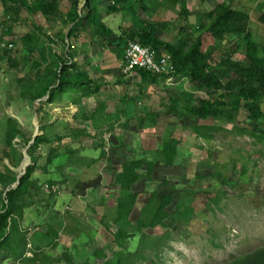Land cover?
<instances>
[{"label": "trees", "instance_id": "16d2710c", "mask_svg": "<svg viewBox=\"0 0 264 264\" xmlns=\"http://www.w3.org/2000/svg\"><path fill=\"white\" fill-rule=\"evenodd\" d=\"M232 1H224L212 12L194 15L189 8V0H0L6 17L4 21L0 18V30L7 26L0 36V45L2 47L4 44L5 37L9 40L15 38L14 24L22 25V23H18L19 18L22 10L26 11L31 20L32 32L22 37L20 41L26 48L32 45V48L26 50L27 56L32 57V76L38 81L29 85L23 97L24 100L31 103V108L34 109V103L48 97L46 104L51 106L58 97L73 89L79 91V89L89 88L93 94H98L101 91L103 84L92 82L90 76L79 71L75 64L78 47L74 44L81 35L85 34L90 43L96 46L98 52H104L105 48H115L114 51L117 57L122 59L121 61L124 60L125 49L129 42H138L154 51L158 61L163 57L172 56L171 59L176 69L174 77L177 82L185 79L191 82L192 89L173 88L177 89V92L168 93L167 80L171 75L156 74L143 69L134 70L135 78L123 76L119 82L120 85H124L125 82L132 85L138 78L139 80L135 84L142 100L148 92L157 96L161 95V99L167 102V105L164 104L165 108L169 109L167 119H178L185 125L189 120H197V124L186 127H189L192 134L205 143L212 144L218 134L226 131L225 128H233L236 135L250 136L260 145L264 144V45L257 40V36L252 31V16L245 11L235 10L232 7ZM167 2L178 9L175 11L176 19L179 20L177 25L164 21V19L162 21L157 19L161 6L168 7ZM140 10L149 16V20L141 15ZM256 11L260 23L264 25V2L259 4ZM118 16H121L122 20L117 21ZM38 19L43 20L44 23ZM59 24L63 25L65 29L60 34H54L49 40L53 43L61 42L68 47L66 56L55 54L52 44L50 47L44 44V38H47L44 25L49 32H54ZM187 29L191 30L190 35L181 38L182 33ZM6 44L13 45L14 49H18L12 43ZM4 49V56L0 55V60L3 61L5 57L11 64L12 70L18 69L19 65L15 63L17 51ZM11 53H14V56ZM162 90L166 91V96H163ZM89 96L88 92L83 95L87 98ZM76 104L73 102L74 106ZM144 109L151 124L149 128L144 129L145 136L143 137L145 138L140 140L143 148L137 150L126 146L127 155L133 156V158L125 159L121 173L112 174L113 186L117 187L122 194L118 200L116 217L114 221L112 220L118 228L116 231L112 229L104 218L103 223L106 222L104 225L108 226L106 229L112 234L110 237L115 240V244L120 250L114 253L112 259L108 257L109 254L105 249L97 250L94 258L107 260L106 264H158L156 261H152L147 254L148 252L155 254L159 250L160 242L150 244L149 237L142 234L143 229L145 227L151 230L165 229L168 222L177 226L181 220L193 223L191 218L194 216V209L188 207L183 212L182 201L176 205V198L181 196L180 191L174 185H167L168 190L153 194L148 206L142 211V217L149 216L153 207L155 208V202L159 201L160 205L159 208H155V213H157L152 224L148 226L141 220L138 229L132 228L131 216L141 195L137 188L155 182L154 173L158 169L168 168L169 172L175 171L173 169L179 167L178 160L182 146V141L172 134L159 138L156 134V125L161 122V118H159L157 109H149L146 106ZM83 112L80 113L85 118L83 125H89V127L90 124L93 126L99 124L98 126H100L105 123V120L106 123L116 122L119 118V115L114 112L107 113L103 106L100 107L97 115L96 112L90 115ZM244 112L247 114L246 124L240 121ZM37 114L39 117L44 114V104H41ZM137 117L134 115L133 119ZM40 120L43 136L34 141L29 156L35 166L38 162L36 154L41 147L44 145L52 147L47 166L43 168V172H45L43 176H47V173L55 168L58 176L64 178L66 169H74L71 164L66 169L63 166L53 167L54 162L62 158L58 151L67 149L69 162L72 160V155L77 154V151L63 148L64 144L61 146L62 143L72 139L85 143L93 139L92 135L87 131L88 128L83 131L79 127L78 131H73L67 123H54L55 125L51 124L48 130L56 129L59 134L49 138L46 135V118L40 117ZM132 122L134 127L136 120ZM203 122H210L214 125H203ZM248 125L250 128H247ZM7 128V139L10 145L17 139L21 140L22 144L29 142L24 138V134L17 130L13 121H9ZM98 133L104 134V130L103 132L100 130ZM53 143L59 145L60 149L54 147ZM113 152L117 154V157L125 158V154L121 150L117 149ZM148 152L156 153L157 158L150 160ZM209 156L210 159L213 158V154H209ZM250 161H247L248 165H244L240 183L231 181L229 178L225 179L222 173H218V177L214 180H222L223 187H229L230 190L236 192L237 188L245 187L250 183L248 180L252 166ZM96 163L97 161L93 160V164ZM202 166L204 169L216 170H220L222 167L217 162L204 163ZM91 167L93 166L89 168ZM34 168L28 169L21 181H19V176L0 173V188L6 195V203L3 204L0 213V257L7 256L14 260L15 264L24 258L28 247V233L21 230V227L25 219V212L32 211L35 206L32 202H27V198L38 190L39 186V179L34 177L37 169ZM170 178L171 176L167 181ZM173 179L178 182L187 181L188 177L176 176ZM198 179L200 182H204L205 179L208 180V177L200 176ZM60 181H50L46 185L50 192L45 200L46 204L56 203L63 197V191L60 189L61 183H58ZM67 181L66 179L63 183L65 184ZM18 183V187L12 190ZM86 185L89 184L79 183L77 188L88 189ZM3 192L2 197L4 196ZM186 195L195 199H208V207L212 208L210 202L218 207L221 204V198H225L228 193L226 191L187 192ZM173 208L177 210L174 216L171 214ZM65 226V221L56 217L49 218L45 222L44 228L48 232L41 234L40 239H44L41 242L48 250H55L57 246L59 247L61 241L59 234ZM94 234L95 236L92 235L91 239L94 240L96 236L100 237L99 232L98 235ZM131 235L133 237L142 235L139 240L140 252L137 255L129 249L130 243L134 240ZM160 241L161 247L167 246L168 240ZM37 246L41 247L39 244ZM38 258V256H34V259H29V262L36 264ZM64 258L67 259L68 264L75 263L74 257L70 255ZM229 264H264V248L254 254L235 259Z\"/></svg>", "mask_w": 264, "mask_h": 264}, {"label": "rangeland", "instance_id": "374dc122", "mask_svg": "<svg viewBox=\"0 0 264 264\" xmlns=\"http://www.w3.org/2000/svg\"><path fill=\"white\" fill-rule=\"evenodd\" d=\"M224 1L226 0H190V10L194 15L212 12ZM262 2L264 0H233L232 7L235 10L245 11V13L252 16V31L257 36V40L264 45V25L260 23L256 11ZM167 6H161L157 19L159 21L164 19V21L177 25L179 20L176 19L175 11L178 9L168 2ZM140 12L145 19L149 20V16L145 15L142 10ZM4 14V8L0 5V18L3 21L6 19ZM19 19L18 23H22V25L14 24L15 38L9 40L5 37L3 41V43L9 42L18 47V49L13 50L17 51L15 63L19 65V68L12 70L10 68L11 64L5 57L3 61L0 60V173L15 177L19 176L20 178L26 174L28 169H35L34 167H36L34 177L39 179V186L38 190L27 198V202H32L35 206L32 211L25 212L21 230L28 233V247L24 258L16 264H32L29 259L33 260L34 256L39 257L36 264H68L67 259L64 258L67 255L74 257V264H106L107 260L94 258L97 250L105 249L111 259L114 257V253L120 250L115 244V240L110 237L112 234L107 231L108 226L104 225L106 222L103 223V218L110 224L112 229L117 230L118 227L113 221L116 217L118 200L122 197V194L117 187L113 186L112 174L121 173L125 159L133 158V156L129 157L127 155L126 146L137 150L143 148L140 140L145 138L143 137L145 136L144 129L149 128L151 124L146 115L145 106L149 109H157L160 115L161 122L156 125L157 136L160 138V136L172 134L182 141V146L178 160L179 167L173 169L175 171L169 172L168 168L158 169L154 173L155 182L137 188L141 195L131 216L132 228L138 229L141 220L148 226L152 224L157 213H155V208H159L160 205L159 201L155 202V208L153 207L149 216L142 217V211L148 206L153 194L168 190L167 185H174L180 191L181 196L176 198V205H179L182 201L183 206L181 209L183 212L188 207L194 209V216L191 218L193 223L191 224L181 220L177 225L178 227L171 222L167 223L165 229L156 228L151 230L145 227L142 234L149 237L148 242L150 244L160 242L159 250L155 254L148 252L147 256L158 264H229L235 259L254 254L259 249L264 248V144L258 145L250 136L241 137L236 135L233 128H225L226 131L218 134L212 144L205 143L192 134L189 127H186L197 124V120H189L185 125L178 119H167L169 109L165 108L164 104L167 105V102L161 99V95L146 93L145 98L142 100L135 84L139 80L138 78L135 79V83L132 85L125 82V86L119 85L118 88L114 89L109 86L110 88L105 87L108 92L105 89L101 92L102 96L106 93L104 97H111L112 102H117L114 113L125 116L126 118L123 119L125 122L106 123L105 120L106 125L105 123L100 124V126H98L99 124L95 126L90 124L89 127V125H83L85 118L84 115H80L81 117L75 119L77 121L75 125L67 123L73 131H78L79 127L83 131L88 128L87 131L93 139L85 143H80L81 140L77 139L66 140L61 146L64 144L63 148H71V151H77V154L72 155V160L69 162L67 149H64V152L59 150L58 153L61 154L62 158L57 159L53 167L63 166L66 169L71 164L74 170L66 169V174L62 178L58 176L57 170L52 168L53 170L47 173V176H43L45 174L43 168L47 166L46 163L50 158L52 147L47 145L41 147L38 154H36L37 165L34 166L29 156L31 147L34 145L33 139L35 136L39 135L41 137L43 135L41 134L40 119L36 118V111L31 108L30 102L24 100L23 94L32 82L38 80L32 76V57L27 56L26 49L32 48V45L26 48L20 41L22 37L32 32L31 20L24 10H22ZM120 20H122V17L118 16L117 21ZM38 21L43 20L38 19ZM182 24H185V22H182ZM44 27L47 34V38H44V44L49 47L52 44V48L57 54L61 53L66 56L68 47L61 42L53 43L49 40L52 33L46 29L45 25ZM5 29H7V26ZM5 29L0 30V36ZM62 29H64V26L59 24L53 33H62ZM190 29L183 32L181 38L190 35ZM4 52L5 49L0 45L1 57L4 56ZM109 52L107 51L104 60L99 57L101 62L98 65L101 69L116 66L118 63ZM11 54L14 56V53ZM106 63L107 65H104ZM111 78L109 76L110 82ZM170 79L172 80H167L168 93H176L177 89L174 90L173 88L192 89L191 82L185 79L180 82H177L176 78ZM116 85L118 84L116 83ZM162 94L166 96V91L162 90ZM138 102L140 103L138 104ZM43 104L44 114L40 116L47 119L53 114V109L48 107L46 102ZM97 113L99 111H96L95 114L97 115ZM134 115L138 117L135 118L136 122L133 127L134 123L130 122L133 121ZM9 121L15 123L17 130L24 134V138L29 142L22 144V141L17 139L11 145L8 143L7 127ZM240 121L243 124L247 123L245 112L242 114ZM206 124L214 125L210 122H203V125ZM50 125L46 126V135L53 138L59 132L56 129L49 131L48 127ZM102 126L106 127L104 134H99L100 130L103 132ZM248 127L250 128V125ZM53 144L54 147L59 148V145ZM117 149L125 154V158L117 157V154L113 152ZM148 153L150 160L157 158L156 153ZM209 154H213L212 157L215 159H210ZM93 160H96L97 163L93 164ZM249 160H251L252 166L248 176L250 183L247 186L237 188L235 192L230 190L229 187H223L222 180H214L218 177V173H222L225 179L229 178L231 181L240 183L244 165H248L247 161ZM209 162H217L222 167L220 170L202 168V164ZM90 166L93 167L89 168ZM169 176L171 178L167 181ZM176 176L188 177V180L178 182L173 179ZM200 176L202 178L208 177V180L205 179L204 182H200L198 179ZM66 179L68 181L64 184L63 182ZM50 181H60L58 183H61L60 189L63 191V197L56 203L46 204L45 200L50 193L46 185ZM79 183L89 184L86 185L88 189H81V187L78 189L77 184ZM225 191L228 195L221 198L220 206H214L210 202L212 208L208 207V199H195L186 195L187 192L213 193ZM2 192L0 188V213L3 204L6 203V195L3 192L4 196L2 197ZM176 212L177 210L173 208L172 216ZM52 217H60L58 219L64 220L66 226L59 234L61 239L59 247L57 246L55 250H48L42 244L41 241L44 239H40V235L48 232L44 228V224ZM98 232L101 238L96 236L94 240L91 239L92 235L95 236L94 233L98 235ZM131 237L134 240L130 243L129 249L137 255L140 252L139 240L142 235L140 237L131 235ZM160 240H168L167 246L161 247ZM37 244L41 247H38ZM0 264H15V262L9 257L3 256L0 257Z\"/></svg>", "mask_w": 264, "mask_h": 264}, {"label": "crops", "instance_id": "0c3cea01", "mask_svg": "<svg viewBox=\"0 0 264 264\" xmlns=\"http://www.w3.org/2000/svg\"><path fill=\"white\" fill-rule=\"evenodd\" d=\"M50 33H52L50 36L54 35L53 32H50ZM57 34H60V33L57 32ZM75 42L76 43L74 45L79 48V49L77 48L78 51H76V59H75V64L77 68L82 73L89 75L92 82H95L97 84H103L101 91L98 94H93L89 88H86L87 90L79 89V91L73 89L67 92L65 95L58 97L53 105L51 106L47 105L48 107H52L53 109V114L51 115V117L46 119L47 125L49 123L54 124L55 122L68 123V124L75 125V122H77L75 119L77 117H81L80 113H82L83 111L85 112V114L89 113L90 115L96 111H99L100 107L103 106L106 109L107 113H110V112H115V107H117L116 101L112 102L111 97L109 98L104 97L106 96L105 95L106 93H104V96H102L101 94L102 90L105 89V87L108 88L110 86L113 89L118 88V86L120 85L119 82L122 80L121 78L123 77V73L120 68V65L122 64V61H121L122 59L116 57L117 55H116V52L114 51L115 48L111 50H108V48H105L104 52H101V51L98 52L96 49V46L90 43L89 39H87V36L85 34L81 35L80 39ZM85 49L86 51H84ZM107 51H110L109 53L112 56H114V58L117 60L118 63L116 66L114 65L113 67H108L107 69L105 68L101 69L98 63L101 62V58L104 60V57ZM55 54H57V52H55ZM59 55L63 56L61 53H59ZM104 65H107V63ZM109 76L112 77L111 78L112 83L109 81ZM133 78H135V76ZM116 83L118 85H116ZM120 86H125V85H120ZM85 92H88L90 94L88 98L83 97ZM106 92H108V90H106ZM148 94H150V92H148ZM43 102H46V101H43ZM43 102L41 104H43ZM73 102H76L78 105L76 104V106H74ZM118 115H119V118H117L118 121L116 122H125L123 119H125L126 117L122 116V114H118ZM101 116H104V115H101ZM40 117L36 112V118L40 119ZM105 128L106 127H103L104 131H105ZM64 229L65 228H63V230Z\"/></svg>", "mask_w": 264, "mask_h": 264}, {"label": "built area", "instance_id": "2783aa9c", "mask_svg": "<svg viewBox=\"0 0 264 264\" xmlns=\"http://www.w3.org/2000/svg\"><path fill=\"white\" fill-rule=\"evenodd\" d=\"M2 47L9 51L14 49L13 45L8 46L6 43L2 44ZM120 68L123 75L128 78L133 77L135 69H143L156 74L171 75L170 78H175L174 73L176 72L171 57H163L158 61L154 51L142 46L138 42H129L125 49L124 60ZM170 78L168 79L169 81L172 80Z\"/></svg>", "mask_w": 264, "mask_h": 264}, {"label": "water", "instance_id": "95a60500", "mask_svg": "<svg viewBox=\"0 0 264 264\" xmlns=\"http://www.w3.org/2000/svg\"><path fill=\"white\" fill-rule=\"evenodd\" d=\"M40 103H41V102L38 101V102L34 103V105H33L34 110H35L36 112L39 111L40 108H41ZM38 137H39V135L34 137V139H33V143H34V141H35ZM24 176H25V175L21 176V177L19 178V181H21L22 178H23ZM18 185H19V183H18L17 185H15V187H13L12 190H15V189L18 187Z\"/></svg>", "mask_w": 264, "mask_h": 264}, {"label": "clouds", "instance_id": "9594fccd", "mask_svg": "<svg viewBox=\"0 0 264 264\" xmlns=\"http://www.w3.org/2000/svg\"><path fill=\"white\" fill-rule=\"evenodd\" d=\"M124 76V75H123ZM124 77H126V76H124ZM134 77V76H133ZM133 77H130V78H133ZM128 78V77H127ZM47 100H48V97L47 98H45L43 101H46L47 102ZM43 101H39V102H43ZM41 103H40V105H41ZM44 103V102H43Z\"/></svg>", "mask_w": 264, "mask_h": 264}, {"label": "bare ground", "instance_id": "6f19581e", "mask_svg": "<svg viewBox=\"0 0 264 264\" xmlns=\"http://www.w3.org/2000/svg\"><path fill=\"white\" fill-rule=\"evenodd\" d=\"M124 50V49H123ZM172 57V56H171Z\"/></svg>", "mask_w": 264, "mask_h": 264}]
</instances>
